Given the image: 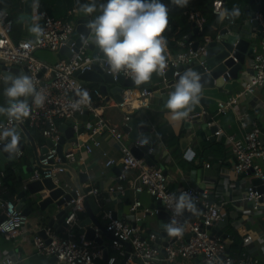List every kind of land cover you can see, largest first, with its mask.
<instances>
[{"label":"built area","instance_id":"obj_1","mask_svg":"<svg viewBox=\"0 0 264 264\" xmlns=\"http://www.w3.org/2000/svg\"><path fill=\"white\" fill-rule=\"evenodd\" d=\"M223 3L224 0H214L213 11L216 12L218 6L222 8ZM34 8L39 10V26L43 29V34L39 38L35 35L14 40L12 37L14 21L11 13L0 5V61H5L8 65L25 64L30 71V77L33 79L37 92L45 97L42 107L36 106L32 99L29 116L24 118V120H28L29 128L37 129L44 138L50 137L52 140L51 146L42 153L40 162L48 164L51 159L59 160L56 150L60 134L59 120L88 109L93 113L94 118L88 124V130L85 132L86 135L82 143L77 146L91 152L93 148L101 144L100 137H108V139L118 142L119 157H108L106 162L114 164L118 161L123 165V169L116 176L117 181L125 180L128 177V169L135 170L132 182L133 190L138 193L146 191L153 197L159 198L164 210L168 213L165 224L174 220L175 226L183 228V233L179 236L168 234L164 245L166 256L160 257L159 238L161 235L154 231L142 233L138 223L146 215L156 214L159 208L142 206L140 215L128 219L113 216L112 211L106 209L107 228L112 234L110 247L119 256H123L126 252L124 242L129 241L131 245L130 257L137 260L138 264H264V261L253 254L249 248L253 240H264V234L252 232L247 227L254 223L258 213H264V190L260 189V185H264V129L257 122H248L242 115H239L240 125L244 128L243 136L239 137L233 133L224 136L234 156L231 165L228 168L227 166L221 168L216 177H207L206 180L201 181L204 183L202 190H199L196 184H188L177 191L172 190L163 170L148 164L144 158L136 156L131 146L123 141L126 134L122 127L112 124L104 115V106L96 104L94 100H89L87 104H81L79 108L72 107L80 100L82 92L86 91L89 95L91 90L81 84L74 71L81 72L90 69L93 62H97L107 72H111L110 66L106 63L103 55L91 53L87 38L83 39L82 44L72 52L68 59H57L54 63H48L37 58L33 54L37 48H46L57 52L60 46L65 44L73 34L75 22L71 18L65 19L50 14L46 10L40 9L39 4L38 7L34 4ZM235 8L239 9V7ZM74 11L75 8L70 9V13ZM189 17L194 19L198 30H201L203 18L194 11H190ZM256 18L261 25V40L259 48L254 51L252 56L254 74L245 82L239 92L218 101V112L234 108L241 96L248 94L255 86L264 84V17L260 10L256 12ZM225 20L228 21V27L234 22L233 18ZM186 38L184 36L178 39V44L184 49H181L176 55H171L167 50L168 67L170 64L176 66L178 63L188 61L191 57L204 52L205 44L211 37L204 36V40L199 42L195 50L191 48L193 41ZM40 72H42L41 75ZM44 72H50L49 77H45ZM178 73L177 69L173 72L174 75ZM121 74L128 76L125 73ZM1 80H5V75L0 72ZM155 85L156 89H161L164 82ZM131 90L124 91L123 101L118 103L120 106H126L129 103ZM94 92L101 100L102 95L98 88H95ZM151 93L152 91L145 87L140 88L138 91L139 104L147 105L148 95ZM127 119L128 116L125 121ZM212 122L211 120L207 121V124ZM13 127H18L17 122L9 121L7 116L0 119V131ZM220 132L218 128L215 134H221ZM2 142L0 141V143ZM21 155L22 150L19 149L14 156L19 158ZM65 157L68 162H74L76 158L83 159L82 156L77 157L73 149L67 152ZM63 172L64 169L60 166H37L34 167L30 178L51 177L56 184L63 183L66 187H70L67 181H62L60 178V173ZM3 176L2 170L0 171L1 191L4 189ZM255 178H259L261 182L255 183ZM115 190L120 191L121 195L125 194V187L115 184L107 185L104 188L98 184L89 185L85 188L84 194L77 191V196L68 201L70 207L64 219L63 231H57L48 226L45 229L46 237L37 233L39 227L35 230L30 227L28 215L16 209L14 199L4 198L0 195L2 198L0 214L5 215L0 221V232L9 238L17 236L30 238L35 250L45 256L54 255L56 264H96V259L100 256V248L95 245L97 243L94 241L84 239L83 233L77 229L80 220L79 213L85 209L83 196L85 194L98 196L101 192H106L107 199H110V193ZM181 192L191 197L195 210L187 211L185 209L182 214L177 215L174 199L178 198ZM40 194L41 196L45 195L42 191ZM141 205V201L136 198L132 208L135 211ZM223 223L233 226L242 240V246L238 251L228 252L224 256L222 254L227 243L216 234V231H210L211 227ZM116 259L117 255L112 254L107 258V262L113 264ZM1 264H22V258L18 252H10L2 256Z\"/></svg>","mask_w":264,"mask_h":264},{"label":"crops","instance_id":"obj_2","mask_svg":"<svg viewBox=\"0 0 264 264\" xmlns=\"http://www.w3.org/2000/svg\"><path fill=\"white\" fill-rule=\"evenodd\" d=\"M105 2L106 0H95L97 5V11L95 13L98 15L100 14L99 6ZM18 3L19 4L17 8L19 14L23 11V0H18ZM90 3H92V0H83V4ZM251 4L252 3H250L249 0H240L239 5H234L235 7H239V11L243 16V20L241 23L229 25L231 31L242 33L243 36H246L248 39L254 35L251 18L246 12V9L249 8L250 10ZM65 5L68 6V2H66ZM72 8H75V11L72 12L74 15V22L77 17L86 15L82 10H78L75 7V0H72V5L68 8V10ZM222 8H225V6ZM36 17H39V10L34 8L32 18L33 24H39L40 18L36 20L34 19ZM223 25H228V22L223 21V23L214 25L213 27L216 29V31H218ZM15 26L16 30L14 31V36L18 35L21 29V37H30L27 34V31L30 27V20L19 18V20L15 23ZM71 36H77L75 30ZM254 39L256 42L255 50H257L260 45L261 36L255 37ZM33 54L37 58L48 63H54L57 60L55 52L46 48H37L33 51ZM100 54L102 53L100 52ZM252 56L253 54L248 55L245 64L239 70V74L236 79H229L221 87H202L201 94L208 98H213V101H209L204 104L202 110L203 115L201 116V119L192 120L191 128L184 125L185 119L179 121L173 120L169 110L165 107V103H163L160 97L153 95V93L148 95L147 105L139 104L138 91L142 87L138 85L131 88L132 90L129 94L131 97L129 103L126 106H120L118 103L108 105V103L104 101L103 97L99 104L104 106V115L107 116L112 124L122 127L126 116H128V118L134 117L139 119L141 122L147 123L152 127V134L156 137V147L151 149V151L155 152V156L157 158V162L153 166L156 164H164L167 174L170 176L168 181L172 190H180L188 184L198 185V179H200L201 182L206 180L207 177H216L221 168H225L226 166L228 168L229 165H231V162L234 160V156L229 150V143L224 136L225 134L229 133H233L239 137L243 136L244 128L240 125L239 115H242L248 122H257L261 128L264 129V84L255 86L248 94L241 96L236 102L234 108L227 109L226 111L219 113L217 111L218 101L224 100L226 97L239 92L243 88L245 82L248 81L249 78L254 74V69L252 68ZM49 75L50 72H46L44 74L45 77H49ZM3 84L6 89L7 87L5 80L0 81V87ZM92 85L97 86V83L87 82L85 87L89 88ZM153 89H156V85H153ZM4 117H6V115L0 114V119H3ZM189 118L190 116L188 119ZM210 120L213 121L210 124H217L221 134L216 133L215 137L211 138L209 135V130L205 129L204 135H196L188 142L186 148L190 149L191 152L189 155H185V151H183L181 146L180 137L191 134L193 131H195L197 126H201L202 124L205 125V123L207 124V121ZM63 121L64 119H61L59 120V123ZM16 130L20 135H22V140L25 145L24 149L22 150V155L17 159V166H15L14 169L17 175V182H15L12 188L3 185V191L0 190L1 196L8 199L12 198L14 200L16 192L22 188L23 179L30 176V173L26 170V168L31 164L34 166V162L32 163L30 160V157L32 156L30 138L21 132V128H19V126L16 128ZM37 133L38 134H33V132L30 130L31 136L35 139L38 148H40L45 143V138L40 135L41 133L38 131ZM85 135V133L80 134L82 140L85 138ZM100 138L101 144L93 148L91 152H87L84 150V148L79 147V151L76 153V155L77 157L82 156L83 159L79 160L76 158L73 163H79L78 168L87 169L88 171L89 179L83 182L82 186L84 188H87V186L93 184H98L99 186H103V188L110 184H115L119 187H125L124 195H121L120 191L115 190L110 193V199H107L106 192H101V194L98 196L88 195V202L92 211L105 226H108V218L105 215L106 209H110L113 213V216L115 213V216L120 218H133L135 215H140L142 213V206L152 208L156 198L146 191L138 193L133 190L132 182L135 174V170L133 169H128V177L125 180L117 181L116 176L123 169V165L118 161L114 164H107L106 162L108 157H119L120 146L118 142L113 139H108V137ZM123 141L130 146L134 144V141H131L127 137H124ZM104 152H106V154H104ZM7 165L8 162L5 163V166ZM88 166L89 168H87ZM0 171H2L1 166ZM60 178L62 181H67L70 184L69 178L64 172L60 173ZM42 192L46 194L48 190L44 188L42 189ZM136 198L141 201L142 205L136 208L134 211L132 204ZM101 199H103V202L100 201ZM128 204L131 207H128ZM36 214L37 209H34L32 214L30 216L28 215L29 225L31 228H34V230L39 227V222L35 216ZM86 216L87 212L85 209L80 211L79 219ZM138 223L141 226L142 233L160 230V220L155 214L146 215L142 218V220L138 221ZM218 226H220L219 228L228 234L231 242L233 239L227 230L228 228L233 229L240 236L237 230L227 223H223L222 225ZM247 227L252 232L254 231L255 233L263 235L264 213H258L255 216L254 223L249 224ZM101 236L103 237L104 246L107 247V253L109 257L114 251L110 247L111 238L108 235L102 233ZM230 243L228 244V247ZM95 245L100 248V256L96 259V264L99 259L102 261H107V259L102 258L101 246H99V244ZM249 248L252 250L253 254L257 255L264 261V240H253L250 243ZM10 252H18L22 258V264H56V260L50 261L48 260L49 256L38 253L35 250L30 238L28 239L22 236L9 238L0 232V264L2 256H5ZM122 257L123 256H121L120 259ZM107 264L110 263L107 262ZM126 264H136L135 259L130 257Z\"/></svg>","mask_w":264,"mask_h":264},{"label":"water","instance_id":"obj_3","mask_svg":"<svg viewBox=\"0 0 264 264\" xmlns=\"http://www.w3.org/2000/svg\"><path fill=\"white\" fill-rule=\"evenodd\" d=\"M250 10L246 9L248 16L251 18V23L253 25L254 35L250 39L243 36L242 33L231 31L227 25H223L216 35L211 37L209 41L205 44L204 52L198 54V56L191 57L188 61L178 63L176 66L172 64L165 71L164 76H158L153 74L150 81L144 82L140 87H145L147 90L152 91L153 95L160 97L163 103L166 104L168 96L174 90L175 82H177L181 75L187 70H193L200 76V83L203 88L205 87H221L229 79H236L239 74V70L245 64L248 55H251L255 51V37L261 36V25L258 23L256 18V12L260 10L261 5L258 0H249ZM34 0H23V11L18 14L22 19L30 20V27L27 31L28 36H35L34 33L30 31L33 26V9ZM83 0H75V7L81 10ZM97 13H92L91 15L79 16L75 20V31L77 33L76 37H70L67 42L60 46L56 54L57 59H68L73 51H76L78 47L82 44L83 39L87 38L89 41V49L93 55L100 54V51L91 42L92 35L88 27L86 26L89 21L97 16ZM198 32V26L193 22V28L190 34ZM233 32V33H232ZM200 41L195 40L191 44L193 50L196 49ZM165 56L168 57L167 50L165 51ZM179 70V73L174 75V70ZM0 72L5 75H28L30 77V71L25 64H10L8 65L5 61H0ZM42 72H40L41 75ZM74 74L80 79L83 86L87 82L97 83V88L100 91L104 101L110 104L119 103L123 101V94L126 89H131L133 86H137L130 76H125L124 74H113L104 70L97 62H93L90 69L84 71L75 70ZM164 85L161 89H153V85L156 83H162ZM6 87L8 84L6 83ZM111 99V100H110ZM209 101H213V98H208L201 94L199 103L195 105L189 112L188 116L184 120V125L189 128L192 127V120L201 119L202 110L204 104ZM32 98H28L29 107L31 105ZM190 118L188 119V117ZM93 113L88 109H84L81 113H77L73 116L64 118V121L59 123V137L56 144V150L58 155V161L50 160L48 164H42L40 158L42 153L47 150L52 144L50 137L45 138V143L38 148L35 139L30 134V129L28 127V120L23 122H17L21 132L30 138L32 146V156L30 157L31 162H34V166L31 164L26 168L30 173L33 172L34 167H63L64 173L69 178L70 187H66L63 183L56 184L51 177H45L42 179H31L30 176L23 179L22 188H20L15 194L16 209L20 210L26 215H31L34 209H37L36 219L39 222V229L37 231L43 237L45 235V229L50 226L55 228L57 231H63L65 223L64 219L68 213L70 204L68 201L71 198L77 196V191L80 194L85 193V188L82 186L83 182L89 179L87 169L78 168L79 163L68 162L65 155L71 149L74 152L79 151V146L77 144L82 143V138L80 134L85 133L88 130V124L93 120ZM207 125V127H206ZM208 129L210 132V137H215V131L218 130L217 124H206L197 126L195 131L189 135L181 136L180 142L185 155H189L190 149L186 146L190 140L196 135H204V130ZM122 130L126 134V137L134 144L131 146L132 151L138 157H142L150 165H154L157 162L156 154L150 149L156 147V137L152 134V127L141 122V120L134 117L128 118L122 125ZM86 134V133H85ZM20 141L18 144V150H23L25 145L22 140V135H20ZM10 139V138H9ZM7 141L0 143V166L4 170L6 168L5 163L10 161H17L14 154H9L3 151ZM186 149V150H185ZM18 162V161H17ZM17 166V165H16ZM155 167L161 168L163 172L170 178L167 174L164 164H156ZM89 168V166L87 167ZM19 174V172H18ZM255 183H260L259 178L254 179ZM198 189L202 190L204 183L200 182L198 179ZM72 184V185H71ZM72 186V187H71ZM48 190V192L41 196L40 191L42 189ZM260 189L264 190V185H260ZM2 198H0V203ZM83 204L87 212V216L81 218L78 222L77 229L80 233H83L84 239L88 241H94L99 244L102 248V258L107 259V247L103 244L102 234L108 235L112 238L110 230L105 226L101 220L92 211L89 202L88 195L83 196ZM153 207L159 208L158 212L155 214L160 220V230H154L155 233L161 235L159 242L161 243L160 257L166 256V251L164 245L166 244V239L168 238V232L164 229L165 219L168 213L164 210L161 200L156 198ZM128 207L130 205L128 204ZM187 210V209H186ZM189 211V210H187ZM133 213V212H132ZM116 214L114 213V216ZM4 214H0V221L4 218ZM164 220V222H163ZM210 231L215 232L220 235L221 238L227 243V247L222 254L224 256L229 252L228 244L231 242L228 234L224 232L219 226H213ZM48 241V239H46ZM126 252L123 257L118 261L117 264H126L130 257L131 245L129 241H125ZM54 255L49 256L48 260H55Z\"/></svg>","mask_w":264,"mask_h":264},{"label":"clouds","instance_id":"obj_4","mask_svg":"<svg viewBox=\"0 0 264 264\" xmlns=\"http://www.w3.org/2000/svg\"><path fill=\"white\" fill-rule=\"evenodd\" d=\"M189 0H172L177 7H186ZM38 7V0H35ZM100 14L86 25L92 35V43L99 49L110 66L113 74L125 73L136 85L150 81L153 74L164 76L168 67L165 51L167 41L163 33L168 27V8L161 0H106L99 6ZM86 15L97 11L95 0L81 6ZM218 22L226 18L240 15L238 8L229 11L217 7ZM36 20L39 17L34 18ZM37 38L43 34L38 23L30 28ZM8 87L4 95L7 97V107H0V114H5L9 121L23 122L29 116L28 98L31 97L36 106L42 107L44 95L37 92L33 79L28 75H12L5 77ZM202 93L200 76L193 70H187L174 85V90L168 96L165 107L173 120L185 119L192 108L199 103ZM90 97L86 91L73 108L87 104ZM10 138V139H9ZM0 141H7L3 151L14 154L18 151L20 141L16 128H4L0 131ZM175 213L182 214L183 210L194 211L195 206L191 197L181 192L175 198ZM173 220L163 225L170 236L183 233L182 227L175 226Z\"/></svg>","mask_w":264,"mask_h":264},{"label":"trees","instance_id":"obj_5","mask_svg":"<svg viewBox=\"0 0 264 264\" xmlns=\"http://www.w3.org/2000/svg\"><path fill=\"white\" fill-rule=\"evenodd\" d=\"M259 1L261 5L260 11L262 12L264 17V0ZM66 2H68V6L65 5ZM161 2L168 8L169 23L167 29L163 33V36L167 41L166 50H168L171 55H176L177 52H179L181 49H184L177 42L178 39L183 38L184 36H186V39L190 41H203L204 36L206 35H209L210 37L216 35V29L213 26L219 25L221 22H218L217 14L213 11L214 0H189L188 5L183 8L177 7L172 3V0H161ZM239 3L240 0H224L223 6L231 11L233 7H235L234 5H239ZM18 4V0H0V5L8 9L13 18L14 23L12 33L14 40H18L22 35L20 29L21 34L19 32L18 35L14 36V31L16 30L15 23L20 18L18 16ZM38 4L40 6V9H44L48 13L56 17L73 19V13H70V10H68V8L72 5V0H38ZM190 11H194L199 17L203 18L201 30H198V32H195L193 34H189L192 31L194 22V19L189 17ZM233 20V24L241 23L243 20V16L240 14L238 17L233 18ZM101 55H103V53ZM0 88V107H7V97L4 95V84ZM89 88L91 89L89 92L90 100H94L96 104H99L101 101L94 92V89L97 88V86L92 85ZM30 130L33 132V134H38L37 129L31 127ZM229 150L232 153L230 146ZM16 164L17 161L8 162V165L3 170L4 176L2 177V185L12 188L15 182H17V175L14 170ZM100 201L103 202V199H101ZM227 230L233 239V241L229 245L230 253L238 251L242 246L241 237L233 229L228 228ZM113 254L117 255V259L113 264H117V261L121 256H119L115 250L113 251ZM97 264H107V261H102L99 259Z\"/></svg>","mask_w":264,"mask_h":264},{"label":"rangeland","instance_id":"obj_6","mask_svg":"<svg viewBox=\"0 0 264 264\" xmlns=\"http://www.w3.org/2000/svg\"><path fill=\"white\" fill-rule=\"evenodd\" d=\"M135 262H136V264H138V261L137 260H135Z\"/></svg>","mask_w":264,"mask_h":264},{"label":"bare ground","instance_id":"obj_7","mask_svg":"<svg viewBox=\"0 0 264 264\" xmlns=\"http://www.w3.org/2000/svg\"><path fill=\"white\" fill-rule=\"evenodd\" d=\"M91 51V50H90ZM72 163V162H71Z\"/></svg>","mask_w":264,"mask_h":264}]
</instances>
